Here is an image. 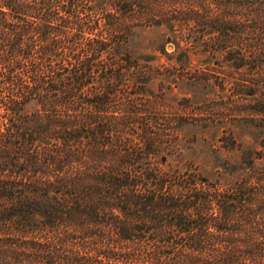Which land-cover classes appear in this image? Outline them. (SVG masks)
Here are the masks:
<instances>
[{
	"label": "trees",
	"instance_id": "16d2710c",
	"mask_svg": "<svg viewBox=\"0 0 264 264\" xmlns=\"http://www.w3.org/2000/svg\"><path fill=\"white\" fill-rule=\"evenodd\" d=\"M137 1L0 0V264H264V0L186 17L230 50L214 122L261 133L214 180L139 98L168 75L126 51L134 20L176 19Z\"/></svg>",
	"mask_w": 264,
	"mask_h": 264
},
{
	"label": "rangeland",
	"instance_id": "374dc122",
	"mask_svg": "<svg viewBox=\"0 0 264 264\" xmlns=\"http://www.w3.org/2000/svg\"><path fill=\"white\" fill-rule=\"evenodd\" d=\"M213 1L167 0L160 8L154 4L151 10L175 18L174 26L170 27L168 23L153 24L151 16L148 19L138 18L134 20L126 43V51L132 56H148L155 65L161 64L163 73L168 75L166 78L158 76L152 79L146 86L148 94L139 98L155 104L156 115L160 117L162 126L166 127L169 152L179 153V165L196 166L211 180L217 177L215 165L221 162V153L225 158L234 160L253 142L249 131L258 137L261 135L258 129L237 127L234 135L240 145L230 139L228 124L220 128L214 122L218 112L216 104L226 105V97L231 93L229 88L222 90L216 80V77L223 75L217 68L219 64L226 65L223 58L230 50L214 48L211 40L213 33L202 34L199 32L202 29L200 23L186 18L194 11L207 14L216 9ZM146 6L147 1L136 2L138 9ZM209 55L213 56L208 61L209 65L200 62ZM184 61H187L189 68L180 69L174 78L172 72L178 67L176 63ZM205 70L211 77L209 83L195 79L200 71ZM174 157L175 154H168L166 167L176 163Z\"/></svg>",
	"mask_w": 264,
	"mask_h": 264
}]
</instances>
